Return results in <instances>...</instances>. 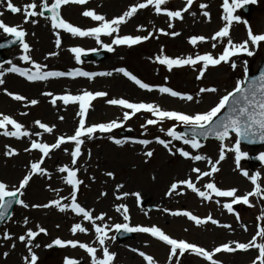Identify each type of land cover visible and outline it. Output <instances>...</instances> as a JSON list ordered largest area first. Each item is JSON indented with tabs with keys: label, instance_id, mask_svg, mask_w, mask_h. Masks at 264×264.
<instances>
[{
	"label": "rangeland",
	"instance_id": "374dc122",
	"mask_svg": "<svg viewBox=\"0 0 264 264\" xmlns=\"http://www.w3.org/2000/svg\"><path fill=\"white\" fill-rule=\"evenodd\" d=\"M33 0H12L16 6H23ZM37 4L41 0H35ZM49 3L53 0H48ZM146 0H87L84 5L68 4L61 7L63 19L70 22L73 26L87 29L99 26L100 22L93 21L90 17H84L82 12L85 10H94L97 14L104 15L106 19L111 20L127 11L129 7L145 3ZM231 3V0H229ZM200 4H206V9H200ZM223 0H194L193 5L188 12H183V19H172L165 15L166 10H182L186 6V0H167L165 6H162L161 13L155 12L154 5L144 9H138L134 16L128 19L127 23L121 24L118 33L112 36H100V43L96 38L77 37L70 33L64 32L63 29H52L50 21L43 17H35L36 23H24V16L20 13L12 14L6 9L4 0H0V16L5 23L10 26L19 25L26 31V42L30 45L28 53L35 62L47 65L44 70L53 71H70L80 69L87 72H112L111 76H96L92 79L86 77H59L50 78L47 81L28 82L18 74L6 71L10 65L7 61L11 60L18 67H31L20 60L24 55L20 45L5 53L6 62L0 65V71L4 76L0 77L5 83L0 85V114L9 115L17 122L24 125L23 131L29 132V136L5 137L0 134V181L9 186L18 185V182L28 173L31 163L39 162L43 156L39 150L30 148L32 141L52 144L60 136H70L74 134L78 126L79 117L76 115L78 104L64 105L62 101H57L56 105L51 104L52 97L42 95L43 92H52L53 95H79L83 91H105L106 97L97 98L92 101L89 108L86 124L109 122L113 119L122 120L124 109L121 106L109 105L108 99H127L133 103H153L159 105L164 110L180 111L186 114H196L204 112L218 103L221 96L229 91H233L238 81H245V65L249 72L257 71L259 65L264 59V42H260L258 47L249 44L250 50L254 52L251 57L241 54L231 58L237 63L235 70L230 63H221L219 66H209L205 76L197 79L201 64L196 66H183L174 68L171 72L166 66L155 62L158 55H168L169 57H187L196 54L211 53L218 57L226 44L217 42L215 48L211 36L223 27L226 23L222 19L225 15L223 11ZM250 13L245 16L241 8L234 11V15L241 17V21L247 22L254 34H264V0H255L249 3ZM39 11V9H37ZM207 10L210 13V20L202 15ZM192 13H196L195 16ZM173 25L172 28L168 24ZM143 26L142 30H137ZM171 33L176 31L178 36L164 35L159 30ZM59 33L61 39L60 47H56V33ZM153 33L147 41L140 44L132 45H113L112 40L116 35H148ZM193 35L207 37L206 42H198L193 47L188 41ZM0 30V41L8 37ZM230 36L236 43L247 39V28L244 22H236L230 26ZM110 45L113 51H108L104 45ZM78 47L84 50L81 54L80 62L75 59V54L70 51L71 48ZM163 49V51H161ZM96 51H104L106 58L101 61L82 59L83 54H90ZM57 53L50 56L49 53ZM47 57V58H46ZM202 63V62H201ZM117 68H125L133 75H136L143 82L153 86H167L181 93L193 95V101L182 100L179 97H171L168 94H161L154 88L153 91L140 89L122 73L116 72ZM34 70V69H33ZM15 77V78H14ZM167 77V80L165 79ZM17 79L21 80L18 81ZM139 88L140 93L129 95L128 86ZM243 86V85H242ZM202 87H216V93H202L197 95ZM7 92L20 94L26 97L24 101H15ZM37 99L38 104L35 106L29 103L30 100ZM20 105V108H17ZM223 112V110H222ZM22 113H27L22 115ZM64 119L61 120L60 117ZM155 119L151 113L140 112L132 116L131 119L124 122L123 127L112 130L108 133L97 132L93 139H84L81 146V156L77 158L75 165L71 162L70 152L74 148V143L68 142L63 144V149L56 152V149L50 151L49 156L43 157L41 167L50 173L48 175H33L29 185L24 190V196L20 197L28 205L23 208L16 205L11 218L0 225V264H24L23 257L28 255L25 243L20 242L17 237L25 234L27 229L31 228L38 231L37 225L47 230V235L40 233L33 241V244H39V248L33 247V251L39 257L38 264H64L65 257L80 261V264H91L90 257L87 253L79 248L71 246L59 247L53 246L46 248L45 245L52 243L56 238L62 240H76L82 243H89L97 247L98 256H102V251L95 242V233L92 225L83 221L69 209L66 212H60L55 207L50 208H33V204H45L53 199L68 197L62 200V203H71L70 193L71 186L64 183L63 177L66 173H60L57 169L67 165L70 168L77 169V178L83 183L79 186L77 193V202L86 209L93 210V215L105 213V221H97V224L107 223L112 226L116 223H125L122 212H117L116 206L125 204L129 209L130 221L134 226H157L165 234L175 239H182L187 242L204 247L211 251L213 248L230 241L247 242L255 235L258 225H264V221L257 220V217L264 211V163L260 167H250L245 158H242L239 169L235 163V153L227 152L226 158L218 165L219 171L211 177H202L196 179L197 173L192 172V168H199L201 171H209L210 165L207 160L192 161L183 158L176 153L172 155L162 145L155 142V138L170 140L165 135L169 127L176 126L177 131H182L184 125L178 122L165 120L157 125H149L142 128L147 119ZM40 120L49 126L55 125L52 133H46L35 125V121ZM163 128L165 131L161 132ZM7 130L12 131L11 126ZM4 129H0L2 133ZM39 132L37 136L35 133ZM126 134V135H123ZM109 137L116 139H149L152 141L147 146L134 143H125L123 146L115 145ZM236 137L231 135L225 142L226 147H232L235 144ZM199 150H192L189 146L183 145L180 141H172L170 148L173 152L175 148L182 147L191 154H202L211 158L213 162L218 159L219 143L207 142ZM6 146L16 150L17 155L6 156ZM64 149H68L66 153ZM153 151L154 155L148 158L144 155L146 151ZM241 150L248 154L264 153V147L257 150H251L241 145ZM56 152V153H55ZM89 152L91 155L89 156ZM241 170H247L248 177L241 174ZM112 171L114 177H108L106 172ZM258 175V185L261 188V196L249 197V207L242 203L233 205L234 213H229L223 208L224 203H230L231 198L215 197L205 201L196 193L188 189L186 185H179L177 195H167V191L173 182L185 179H191L192 182L202 191H206L204 185L214 182L222 190L236 188L237 195H244L255 187L251 183V175ZM123 184L124 187L117 192L116 186ZM59 189V192L53 191ZM101 192L107 193L102 196ZM123 192H139L141 194L140 206L135 201V197H124L117 200L115 197ZM135 199V200H133ZM131 200L136 202L132 205ZM219 201V203H217ZM146 207V208H145ZM191 212L200 219H206L209 215L216 219L219 224H229L230 229H225L211 222L196 225L185 216H172L171 212ZM236 213L239 214L240 221L237 222ZM27 218V225L24 219ZM111 218V219H109ZM82 221L87 225L88 233H79L75 235L70 231L72 225ZM58 226V227H57ZM247 226V231L244 227ZM8 231L13 237L11 240H4L3 233ZM115 230L109 231L108 235L115 236V239L106 241L111 252L116 253L114 264H147V262L138 255L137 252L131 251L135 248L153 256L157 264H168L169 246L146 233H128L132 237L119 241ZM139 234L146 237L142 238ZM259 242V238H258ZM15 244V248L12 245ZM54 247L57 251H51ZM8 252L7 258L3 253ZM258 255V250L250 249L247 252L236 253H219L214 259L222 261V264H252V260ZM175 264V261H173ZM180 264H208L201 257L186 252L180 257Z\"/></svg>",
	"mask_w": 264,
	"mask_h": 264
},
{
	"label": "snow or ice",
	"instance_id": "6c2138e0",
	"mask_svg": "<svg viewBox=\"0 0 264 264\" xmlns=\"http://www.w3.org/2000/svg\"><path fill=\"white\" fill-rule=\"evenodd\" d=\"M6 3V9L12 13L17 14L20 13L24 16V23H36V20L33 19L37 16L43 17L44 19L50 21L51 28L63 29L64 32L70 33L72 36L77 37H95L97 43H100V36L103 34L105 36H112L114 33L119 32V28L121 24L127 23L128 19L132 18L138 9H144L150 5H154L155 12L157 14L161 13L162 6H165L167 0H146L145 3L135 4L123 14L108 20L104 15L97 14L94 10H85L82 12L84 17H90L93 21L100 22L99 26L90 27L87 29H81L80 27L73 26L70 22H67L63 19L61 15V7L66 6L68 4H77L84 5L87 3V0H53V2L49 3L48 0H41L40 4H37L35 0L33 2L27 3L23 6H16L12 3V0H4ZM255 0H223V11L225 15L222 17L224 21H226L225 25L221 27L218 31H216L212 36L211 40L214 42L212 47L215 48L217 46V42H224L226 39V44L223 47L222 53L218 57H214L211 53L205 54H196L188 55L187 57H176L172 58L168 55H158L155 57V62L160 65L166 66L168 71H172L174 68H179L183 66H196L201 64L199 68V74L196 77L198 80L202 79L205 76V73L209 66L215 67L219 66L223 63H230L233 70L236 69L237 63L235 60L231 58L237 57L241 54H245L248 57L254 55V52L250 50L249 44L253 47H258L260 42H264V34H254L252 29L247 22L241 21V17L234 15V11L236 9L242 8L243 6L254 3ZM194 0H186V6L182 10H166L165 15L172 19H183V12H188L189 8L193 5ZM200 9H206L208 6L206 4H200ZM39 9V11L37 10ZM45 12L50 13V16H45ZM193 16L196 13H192ZM202 15L205 18L210 20V13L207 10L202 12ZM0 16H3V12H0ZM244 22L247 28V39L236 43L232 40L230 36V26L233 22ZM169 28H172L173 25L171 23L168 24ZM143 26L138 27V31L142 30ZM0 30L4 34H7L14 39L9 41L10 44L18 42L21 46L24 55L20 56V60L25 62L26 64H30L31 67H18L13 64L11 60L7 61L10 65L6 69L9 73L18 74L20 77L25 78L28 82H36V81H47L50 78H59V77H86L88 79H92L96 76H111L112 72H87L82 71L80 69H73L67 72L64 71H53V70H44L47 68V65H42L38 62H35L32 57L28 54L30 52V45L26 42L25 37L27 35L26 31L23 30L19 25L10 26L5 23L2 19H0ZM164 35L178 36L180 33L176 31H172L171 33L164 32L162 29L159 30ZM153 33L149 32L148 35L140 36H132V35H123L116 37L112 40L113 45H127L131 47L132 45L140 44L142 41H147L150 37H152ZM208 40L207 37L201 35H193L189 38V43L195 47L198 42H206ZM56 47H60L61 39L60 35L56 33L55 39ZM4 44H0V48L4 47ZM104 47L108 51H113V48L110 45H104ZM70 51L75 54V59L79 63L81 59V54L84 52L83 49L74 47L71 48ZM163 51V49L161 50ZM48 55L54 56L57 53H49ZM47 58V57H46ZM202 62V63H201ZM244 71L245 78L248 75L247 61H244ZM3 67V65H0ZM34 69V70H33ZM116 72L122 73L125 77H127L130 81H132L135 85H137L140 89L153 91L154 88L159 91L161 94H168L171 97H179L182 100L193 101L194 97L191 94L181 93L179 91L173 90L171 87L167 86H153L148 83L143 82L136 75H133L131 72L126 70L125 68H117ZM4 76V72L0 71V77ZM167 80V77L165 78ZM5 81L0 79V85H3ZM245 83L244 80H240L237 82L235 89L233 91L227 92L225 95L221 96L214 106L204 112H197L196 114H186L180 111H169L162 109L159 105L153 103H133L129 102L127 99H108L106 101L109 105L121 106L124 109H129V111L123 112L122 120L113 119L109 122H101L94 124H86V117L88 116L89 108L92 106V101L97 98L106 97L108 94L105 91H83L79 95L65 94V95H53L52 92H43L42 95L52 97L51 104L53 106L56 105L57 101H62L64 105L69 104H78V111L76 115L79 117L78 126L76 127L74 134L70 136H60L58 137L54 143L48 144L43 142L32 141L30 148H26L25 151L29 152L32 149L39 150L40 153L43 154L39 162L31 163L30 169L27 174L23 176V178L18 182V185L9 186L8 184L0 181V220H4L8 215V209L13 206V202L15 204L20 205L23 208H28L29 205L20 197L24 196V190L29 185L30 181L33 178V175H48L50 177V173L46 171V169L41 167L43 163V157L49 156V153L53 149H60L61 145L72 142L74 143V148L70 152L71 162L73 165L77 163V158L81 156V146L84 144V139L82 137H86L87 139H93L94 134L97 132L100 133H108L114 129L121 128L124 125V122L128 121L132 118V116L136 115L140 112L151 113L155 119H147L145 124L141 125L142 128H146L149 125H157L162 123L165 120L175 121L178 124H182L188 129L187 131H177L176 126L169 127L165 133L167 137H170V140L161 139L159 137L155 138V142L162 145L165 149L169 151L170 154L175 155L179 153V155L186 159H191L192 161H203L207 160V163L210 165L209 171H201L199 168H192V172L197 173V180H200L202 177H211L213 174L219 171L218 165L226 158L227 152L235 153V163L236 167L239 169L240 162L242 158L248 157V153L241 150V143L245 142L248 144H253L256 142L264 143V72L260 73V76L253 77L251 82L247 84L246 87L242 85ZM218 89L216 87H202L199 89L197 95L202 93H216ZM13 100L15 101H24L26 97L20 94H14L11 92H7ZM29 103L33 106L38 104L37 99H32ZM227 108V111L222 115V110ZM27 113H22V115H26ZM61 120L64 118L61 116ZM11 126L12 131L7 130V126ZM35 125L38 126L39 129H43L46 133H52L55 125L49 126L46 123L41 122L40 120L35 121ZM24 125L17 122L14 118L9 115L0 114V129H4L2 134L5 137H15L17 139L25 136H29V132L23 131ZM161 132L165 130L163 128L160 129ZM234 133L236 140L235 144L232 147H226L225 141L230 138V135ZM35 135L39 136L40 133L37 132ZM215 138L219 142V155L218 159L213 162L211 158L206 157L202 154H191L190 151L185 150L182 147L175 148L173 152L172 148H170V144L172 141H180L183 145L189 146L192 150H199L204 145L201 142L200 138H203L204 141H207L209 138ZM109 139L117 146H123L125 143H134L140 144L143 146H147L152 143L149 139H116L115 137H109ZM6 152L4 153L6 156L17 155L15 149L6 146ZM67 153L68 149H64ZM91 153L89 152V156ZM144 155L148 158H151L154 155V152L149 150L144 153ZM259 161L264 162V153H260L257 157ZM60 173H66L67 175L63 177L64 183L71 186L70 200L71 203H62V200L69 199L68 197H60L57 199H53L45 204H33L31 207L33 208H50L55 207L60 212H66L69 209L72 213H74L78 217H82L83 221H87L92 225V229L95 233V242L98 244L99 249L102 251V256H98L97 247L92 246L89 243H82L76 240H62L60 238H56L52 241V243L45 245L46 248H52L54 245L59 247L71 246L73 248L79 246V248L83 249L87 255L90 257L91 264H114V260L116 257L115 252H111L109 247L106 244V241L109 239L114 240L115 236H109L108 233L111 230H115V232L119 233L121 231L125 233H146L150 234L152 237L158 239L163 242L165 245L169 246L170 250L168 253V264H180V257H182L186 252H190L195 254L197 257L203 258L208 264H222V261L214 259L216 254L219 253H236L247 252L250 249L258 250V255L255 259L252 260V264H264V225H258L257 231L255 235L251 237L247 242L240 241H230L227 243H223L211 251L206 250L204 247L197 246L196 244L187 242L185 240H178L170 237L165 234V232L157 227V226H130L128 221H130L129 209L125 204H120L116 206L117 212H122L123 220L125 223H116L112 226H109L107 223L97 224V221H105V213H101L99 215H93V210L86 209V207L82 206L77 202V193L79 190V186L83 183L82 180L77 178V169L70 168L67 165L61 166L57 169ZM241 174L245 177L249 176L247 170H241ZM108 177H114V173L112 171H108L105 173ZM258 175H251V183L255 186L252 191L245 193L244 195H237L238 190L236 188H231L228 190L220 189L216 183L209 182L204 185L206 191L200 190L196 185L192 182L191 179H185L178 182H173L170 185V188L167 191V195H172L176 193L177 195L181 194L178 191L179 185H186L188 189H191L192 192L196 193L200 198L205 201L211 200L213 195L215 197H228L231 198L230 203H224L223 208H225L229 213H234V204H244L249 207L253 205L250 203L249 197L252 196H261V188L258 185ZM123 184H119L116 186L117 192L121 188H123ZM53 191L59 192V189H53ZM101 195H107L105 192H101ZM129 195L134 196L136 198L137 203L139 204L141 201V194L139 192H123L122 194L116 195V199L120 200L124 197H128ZM219 203V201H217ZM172 216H185L190 221H194L196 225L205 224L207 222H211L213 225H217L219 227H223L225 229H230L231 225L229 224H219L216 219H213L211 215H209L206 219H200L197 216L193 215L191 212H171ZM111 219V218H109ZM237 222L240 221L239 214L236 213ZM257 220L264 221V211L262 214L257 217ZM27 218L24 219V224L27 225ZM58 227V226H57ZM244 231H247V226H243ZM38 231H34L31 228L27 229L25 234L19 235L17 239L25 243L27 248L28 255L23 257L24 264H38L39 257L33 251V247L39 248V244H33L34 239L40 234L44 233L47 235V230L39 225H37ZM73 235L77 232L79 233H88V229L83 226L82 223L77 222L74 223L70 229ZM259 238V242H258ZM4 240H11L13 237L9 234L8 231H4L3 233ZM15 248V244L12 245ZM131 251L137 252L139 256H141L147 264H157L154 260L153 256L147 255L143 251H139L135 248H132ZM3 256L7 258L8 252L3 253ZM64 264H80V261L65 257Z\"/></svg>",
	"mask_w": 264,
	"mask_h": 264
},
{
	"label": "water",
	"instance_id": "95a60500",
	"mask_svg": "<svg viewBox=\"0 0 264 264\" xmlns=\"http://www.w3.org/2000/svg\"><path fill=\"white\" fill-rule=\"evenodd\" d=\"M244 12H245V13H248V9H245ZM13 39H14L13 37H10L8 40H6V41H4V42H0V44H4V45H5L4 47L0 48V62H4V61H5L4 57L2 56V52L7 51V50L13 48L14 46H16L17 44H19L18 42L10 44L9 41H12ZM104 57H105V54H103V53H94V54L91 55V56H86L87 59L95 58V59H97V60H102ZM261 72H264V62L262 63V65H261V67H260L258 73H252V74H249V75H248L244 87H246L247 84H248L249 82H251V80H252L253 77H257V78H258V77L260 76V73H261ZM226 111H227V108H226ZM226 111H225V112H226ZM186 131H187V130H186ZM200 139L203 140V138H200ZM209 139H215V138H211V137H210ZM209 139H208V140H209ZM203 141H204V140H203ZM242 143H243L244 145H247V146L252 147V148H256V147H260V146L264 145V143H261V142H256V143H253V144H248V143H245V142H242ZM247 158H248V161H249L251 164H254V163H256V162L259 160L258 158H255V157H253V156H248ZM15 205H16L15 202H13V206H12L11 208L8 209V215L5 217L4 220H0V223H3L4 221H6V220L10 217V215H11V213H12V210H13V208H14ZM118 238H119L120 240H125L126 238H128V236H127L126 234H120V235L118 236Z\"/></svg>",
	"mask_w": 264,
	"mask_h": 264
},
{
	"label": "bare ground",
	"instance_id": "6f19581e",
	"mask_svg": "<svg viewBox=\"0 0 264 264\" xmlns=\"http://www.w3.org/2000/svg\"><path fill=\"white\" fill-rule=\"evenodd\" d=\"M15 78V77H14ZM18 81H21V80H19V79H17ZM127 86H128V92H129V95H135V94H137V93H140V91H139V88L137 87H135V86H131V85H129V84H127ZM17 108H20V105L17 107ZM63 147H65V146H62L61 145V148L60 149H56V152H58V151H61L62 149H63ZM54 151V150H53ZM52 151V152H53ZM51 152V153H52ZM55 152V153H56ZM51 153H50V155H51ZM129 197L131 198L132 196L131 195H129ZM136 199V198H135ZM135 199H133V200H135ZM133 200H131V202L133 201ZM136 201V200H135ZM132 205H136V202H132ZM137 206H140V203L137 205ZM146 208V207H145ZM78 217V216H77ZM78 219H80L79 217H78ZM80 223H82L83 224V226H85V227H87V225L85 224V223H83L82 221H79ZM129 225L130 226H132L131 225V223L129 222ZM140 235V237H142V238H145L146 236L145 235H141V234H139Z\"/></svg>",
	"mask_w": 264,
	"mask_h": 264
}]
</instances>
